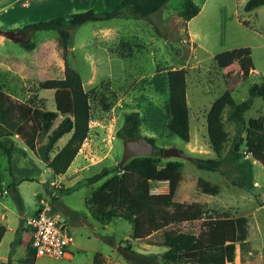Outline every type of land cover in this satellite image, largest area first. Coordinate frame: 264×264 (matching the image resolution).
<instances>
[{
	"label": "rangeland",
	"instance_id": "rangeland-1",
	"mask_svg": "<svg viewBox=\"0 0 264 264\" xmlns=\"http://www.w3.org/2000/svg\"><path fill=\"white\" fill-rule=\"evenodd\" d=\"M121 0H0V29L19 31L26 25L64 16L65 22L78 12L93 9L97 12L112 10ZM247 0H169L151 19L114 17L91 20L72 30L67 47L59 44L54 29L29 32L26 37L36 42L34 49H26L21 41L10 38L0 40V87L23 100L55 109L54 89L41 88L46 79L64 78L66 67L81 74L85 90L90 93L92 119L90 132L78 155L66 173L56 175L21 141L27 158L16 157L15 171L24 178L19 185L23 206L9 194L2 197L21 214H31L45 196L40 210L52 206L66 219L74 235V259L40 256L35 264H92L96 252H101L100 264H134L123 246L132 233L126 219L115 218L101 224L89 213L85 199L94 188L102 184L113 172L95 183H84L88 176L106 165L121 159L124 139L117 136L126 113L139 111L142 117L141 135L153 138L161 147L174 146L193 158L178 159L181 180L174 199L200 205L209 216L233 215L246 220L245 233L236 245L235 261L230 264H264V170L254 160V186L239 187L232 184L229 174L200 169L194 157L213 158L207 130V113L213 101L226 89L235 100L249 96V87L264 80V6L246 11ZM192 2V3H191ZM193 4L199 12L190 18ZM250 46L255 68L243 77L237 61L227 68H219L216 54L236 47ZM184 67L187 70V100L190 113V140L186 141L169 127L168 71ZM229 148L234 125L227 121ZM264 119V99L253 98L245 118ZM70 133L57 142L59 149L68 141ZM7 155L0 150V180L10 177ZM228 165L224 170H228ZM232 174L236 170H232ZM15 174V173H13ZM54 179L51 181V179ZM217 185L218 193L205 192L203 182ZM79 182V183H78ZM78 183V184H77ZM70 191L65 188L74 186ZM153 193H167L168 181H153ZM56 197V200L53 199ZM54 205V206H53ZM9 215L11 212L8 209ZM26 232L23 241L19 235L8 233L4 244L10 247L11 264H26L28 225L13 215ZM202 220H197L198 227ZM22 233V232H21ZM133 248L143 253H156L161 259L164 246L147 245L132 240ZM5 247V246H4ZM187 255L196 256L197 245Z\"/></svg>",
	"mask_w": 264,
	"mask_h": 264
},
{
	"label": "trees",
	"instance_id": "trees-1",
	"mask_svg": "<svg viewBox=\"0 0 264 264\" xmlns=\"http://www.w3.org/2000/svg\"><path fill=\"white\" fill-rule=\"evenodd\" d=\"M169 0H121L112 10L97 12L89 9L74 13L65 22L64 16L42 20L26 25L16 31L24 39L26 49H34L36 42L26 35L40 29H54L58 33L59 44L67 47L72 30L91 20L114 17H133L151 19ZM192 3V2H191ZM264 5V0H247L244 9L254 10ZM199 7L193 8L186 16H195ZM219 68L237 61L243 77H248L255 68L250 46L236 47L216 54ZM187 70L184 67L168 71L170 129L186 141L190 140V113L187 100ZM41 88L55 90V109L38 106L32 101L23 100L0 87V150L8 157L11 165L15 143L6 145L4 136L18 134L34 155L43 161L56 175L64 174L78 155L87 139L91 126L92 107L90 93L85 90L83 79L75 68L66 67L65 77L46 79ZM264 99V80L254 82L249 87L248 98L237 101L229 89L223 91L212 103L207 113V130L210 144L217 156L213 158L194 157L200 169L220 171L229 174L232 184L239 187L254 186L253 161H259L264 170V119L245 118L246 111L253 104V98ZM227 121L234 125L235 131L229 148ZM142 117L139 111L125 115L123 125L117 136L125 139L141 134ZM70 133L68 141L57 149V142ZM150 155H137L122 165H106L95 174L88 176L84 183H95L109 176L86 197L85 205L91 216L101 224L115 218L126 219L132 226V233L123 246L128 259L134 264H229L235 261L236 245L245 233L246 220L233 215L209 216L200 205L185 203L174 199L181 180V163L178 159H167L163 165L158 162L164 158V147L155 144ZM168 158V157H167ZM228 165V170L224 166ZM235 169L236 173L232 174ZM153 181H168L167 193H153ZM79 183V182H78ZM77 183V184H78ZM77 184L65 188L70 191ZM205 192L216 194L217 185L207 181L202 183ZM18 206L22 208L23 198L18 183L12 181L7 187ZM56 200V197L53 196ZM54 206V205H53ZM202 220L196 227L195 222ZM6 226L0 224V241ZM132 240L150 245L164 246L161 259L156 253H143L133 248ZM197 245L196 256L185 253ZM101 252H96L92 264L101 263ZM37 255L32 244L27 247L26 264H35Z\"/></svg>",
	"mask_w": 264,
	"mask_h": 264
},
{
	"label": "built area",
	"instance_id": "built-area-1",
	"mask_svg": "<svg viewBox=\"0 0 264 264\" xmlns=\"http://www.w3.org/2000/svg\"><path fill=\"white\" fill-rule=\"evenodd\" d=\"M31 231V244L37 256L64 258L71 254L74 235L66 219L50 205L26 218Z\"/></svg>",
	"mask_w": 264,
	"mask_h": 264
},
{
	"label": "crops",
	"instance_id": "crops-1",
	"mask_svg": "<svg viewBox=\"0 0 264 264\" xmlns=\"http://www.w3.org/2000/svg\"><path fill=\"white\" fill-rule=\"evenodd\" d=\"M262 6H264V5H262ZM0 25H3V24H0ZM3 38H5V36L0 35V40L1 41H3ZM229 66L230 65H228L227 68ZM241 73H242V71H241ZM54 95H55V92H54ZM3 141H4V143L6 145H11L12 143H15V147H14V150H13L12 163L10 165L11 170H9L10 177L8 179L1 178V180H0V224H4L6 226V231H5L4 235H3V238L0 241V264H11L10 261H11V259H13L14 256L11 253L10 247L13 244V241H11L8 245H5L4 244V240H5L6 235L8 233H14V235H19L17 239L21 243L23 241L24 235H26L25 233L28 232V231H25L26 227L24 225L21 226L20 223L18 222V220L15 219L14 217H12V213H13V215H15V217H17L18 219L22 220V222L24 224V221L26 222V218L28 216L34 214L36 212V210L41 206V204L43 202V199H45L44 198L45 196L41 197L40 204L37 206V208L31 214H27V215L17 212L4 199H2V197H4L5 195L10 193V191H8L7 187H8V185L10 183H12V181H16L18 183V190H20L19 189L20 182L24 178H27V177L17 176L16 175L15 165H14L15 162H16L15 158L16 157L20 158L21 156H24V157L27 158V155H28L26 149L24 147H22L20 145V143H19V141H21V142H23V141H22V139L20 138V136L18 134H15L13 136H4L3 137ZM6 161H8V157H7ZM13 173H15V174H13ZM52 180H54V179L52 178L51 181ZM8 209L11 212V216L9 215ZM29 243H31V231H30V229H29V238H28L27 244H29ZM147 245H150V244H147ZM74 246H76L75 241L70 246L71 254L69 256H67V257L62 258V259H67L70 262L74 259V257H75L74 251H73V247ZM27 247H28V245H27ZM26 254H27V251H26ZM39 257L40 256H38L37 259Z\"/></svg>",
	"mask_w": 264,
	"mask_h": 264
},
{
	"label": "water",
	"instance_id": "water-1",
	"mask_svg": "<svg viewBox=\"0 0 264 264\" xmlns=\"http://www.w3.org/2000/svg\"><path fill=\"white\" fill-rule=\"evenodd\" d=\"M0 35L17 41H22L24 39L15 30L0 29ZM154 148V143L141 134L127 137L123 141V152L121 159L117 162V164L120 166L133 156L150 155L153 153ZM164 157H184L188 159L193 158L191 155L174 146L164 148Z\"/></svg>",
	"mask_w": 264,
	"mask_h": 264
}]
</instances>
